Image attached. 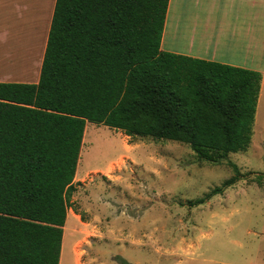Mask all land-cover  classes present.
Listing matches in <instances>:
<instances>
[{
	"label": "trees",
	"instance_id": "obj_1",
	"mask_svg": "<svg viewBox=\"0 0 264 264\" xmlns=\"http://www.w3.org/2000/svg\"><path fill=\"white\" fill-rule=\"evenodd\" d=\"M167 3L55 0L38 82L0 83V264H59L87 123L211 164L247 151L261 75L161 51Z\"/></svg>",
	"mask_w": 264,
	"mask_h": 264
},
{
	"label": "rangeland",
	"instance_id": "obj_2",
	"mask_svg": "<svg viewBox=\"0 0 264 264\" xmlns=\"http://www.w3.org/2000/svg\"><path fill=\"white\" fill-rule=\"evenodd\" d=\"M52 2L0 0V82L34 79ZM229 162L239 180L207 199ZM76 173L60 264H264L262 101L247 151L218 164L87 123Z\"/></svg>",
	"mask_w": 264,
	"mask_h": 264
},
{
	"label": "crops",
	"instance_id": "obj_3",
	"mask_svg": "<svg viewBox=\"0 0 264 264\" xmlns=\"http://www.w3.org/2000/svg\"><path fill=\"white\" fill-rule=\"evenodd\" d=\"M54 4L55 0L34 79L0 83L38 82ZM160 50L259 73L255 115L259 103H264V0H168Z\"/></svg>",
	"mask_w": 264,
	"mask_h": 264
},
{
	"label": "bare ground",
	"instance_id": "obj_4",
	"mask_svg": "<svg viewBox=\"0 0 264 264\" xmlns=\"http://www.w3.org/2000/svg\"><path fill=\"white\" fill-rule=\"evenodd\" d=\"M110 169H111V167H110ZM77 174V173H76ZM68 217V216H67ZM72 218V217H71ZM67 220V219H66ZM68 224V223H67ZM67 224H65V226H64V230L66 231L68 228H67ZM65 237V236H64ZM63 264V263H62Z\"/></svg>",
	"mask_w": 264,
	"mask_h": 264
}]
</instances>
